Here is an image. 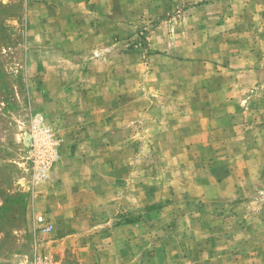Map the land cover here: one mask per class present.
I'll return each instance as SVG.
<instances>
[{"label": "rangeland", "instance_id": "1", "mask_svg": "<svg viewBox=\"0 0 264 264\" xmlns=\"http://www.w3.org/2000/svg\"><path fill=\"white\" fill-rule=\"evenodd\" d=\"M0 264H264V0H0Z\"/></svg>", "mask_w": 264, "mask_h": 264}]
</instances>
